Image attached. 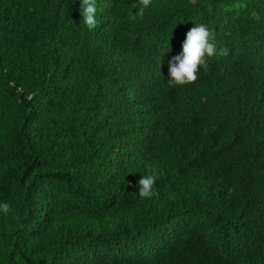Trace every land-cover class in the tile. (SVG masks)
<instances>
[{"label":"trees","instance_id":"16d2710c","mask_svg":"<svg viewBox=\"0 0 264 264\" xmlns=\"http://www.w3.org/2000/svg\"><path fill=\"white\" fill-rule=\"evenodd\" d=\"M138 3L0 0V264H264V0Z\"/></svg>","mask_w":264,"mask_h":264},{"label":"clouds","instance_id":"9594fccd","mask_svg":"<svg viewBox=\"0 0 264 264\" xmlns=\"http://www.w3.org/2000/svg\"><path fill=\"white\" fill-rule=\"evenodd\" d=\"M152 0H139L138 7L133 13L143 15L144 10L151 5ZM82 21L87 30H94L100 23L98 19L97 0H80ZM219 54L211 29L202 22H195L182 41V50L169 60V76L167 83L184 85L196 81L201 69L206 68L207 58ZM157 174L144 172L138 180V194L140 197H153L158 195L154 187ZM10 205L7 201H0V213L7 214Z\"/></svg>","mask_w":264,"mask_h":264}]
</instances>
